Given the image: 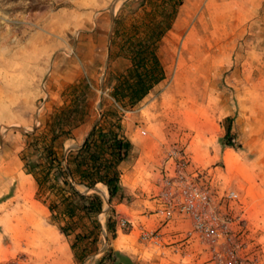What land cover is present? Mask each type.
<instances>
[{"label": "rangeland", "instance_id": "1", "mask_svg": "<svg viewBox=\"0 0 264 264\" xmlns=\"http://www.w3.org/2000/svg\"><path fill=\"white\" fill-rule=\"evenodd\" d=\"M178 3L0 0V264H101L109 249L136 264H264V0ZM142 41L164 79L140 103L116 105L129 68L114 60ZM58 118L73 137L65 149L98 122L120 124L133 144L126 198L110 202L99 185L98 225L80 221L69 235L22 160L27 134L49 138ZM20 179L36 219L16 238L6 219L23 204ZM194 187L210 197L198 217L183 206Z\"/></svg>", "mask_w": 264, "mask_h": 264}, {"label": "trees", "instance_id": "2", "mask_svg": "<svg viewBox=\"0 0 264 264\" xmlns=\"http://www.w3.org/2000/svg\"><path fill=\"white\" fill-rule=\"evenodd\" d=\"M182 3L183 0H179L178 5ZM132 51L137 67H133L126 81L117 84L113 96L136 105L164 77L153 50L136 44ZM147 57L152 60L150 67L146 66ZM75 108L69 111V120L74 117ZM63 120L58 118L57 125L50 130V137L41 141L32 140L34 133H28L30 139L27 140L22 160L25 172L33 177L37 185L38 195L46 196L43 203L51 212L53 220L64 234L69 235V231L80 221L88 219L98 225L97 216L104 206L103 198L94 191L99 185L108 191L110 202L126 198L121 179L122 165L129 160L133 144L122 134L120 124L115 128L112 124L98 122L80 147L65 149V140L73 137L65 130L61 123ZM77 123L83 124L82 121ZM62 137L64 141H61ZM225 138L226 144L233 146L229 128ZM62 222L65 224L61 225ZM106 262L136 264L131 257L114 249H109L100 260L101 264Z\"/></svg>", "mask_w": 264, "mask_h": 264}, {"label": "bare ground", "instance_id": "3", "mask_svg": "<svg viewBox=\"0 0 264 264\" xmlns=\"http://www.w3.org/2000/svg\"><path fill=\"white\" fill-rule=\"evenodd\" d=\"M27 184H28L27 180L25 179L19 180L14 201L18 202V204L20 202H22L23 204L17 205L10 212V214L7 215V219H6L8 225L11 227V230L15 234L16 238H18L20 235L21 229L24 226L23 225L24 221L27 220L28 222L31 221L33 222L34 219H36V207L32 202L31 197L27 194Z\"/></svg>", "mask_w": 264, "mask_h": 264}, {"label": "built area", "instance_id": "4", "mask_svg": "<svg viewBox=\"0 0 264 264\" xmlns=\"http://www.w3.org/2000/svg\"><path fill=\"white\" fill-rule=\"evenodd\" d=\"M235 196L234 193L230 197ZM185 203L184 209L188 210L198 217L197 213H201L210 203V197L206 191H202L194 187L192 190L185 191ZM124 224V223H123ZM200 229L203 230L210 238H215L220 234V231L215 227H208L207 225L200 223Z\"/></svg>", "mask_w": 264, "mask_h": 264}, {"label": "crops", "instance_id": "5", "mask_svg": "<svg viewBox=\"0 0 264 264\" xmlns=\"http://www.w3.org/2000/svg\"><path fill=\"white\" fill-rule=\"evenodd\" d=\"M145 42L146 41H142V44L141 45H143V46H145V47H147L146 46V44H145ZM111 47L109 46V47H107V50H106V56H107V58L109 59V56H111V54H113V51H111ZM150 52V51H149ZM129 53V52H128ZM124 53L123 55H120V56H118L117 58H115V60H114V63L115 64H121V63H125V62H127V64H128V68H129V70L128 71H126L125 72V76H121V75H118V77H120V80H119V83L118 84H121V83H123L124 81H126L127 80V77H128V74L131 72V70H133V67H137V64H135L137 61H135L134 60V57H133V53ZM126 54V55H125ZM112 58H114V57H112ZM146 66L147 67H150V66H152V60H150V58L149 57H147L146 58ZM140 72H141V70H139ZM130 81H132L133 82V80H130ZM160 83V82H159ZM156 85H158V84H154L153 85V87L151 88V90L150 91H152L155 87H156ZM115 86H117V85H115ZM150 91H149V93H150ZM148 95V94H147ZM146 97V96H145ZM144 97V98H145ZM143 98V99H144ZM128 99V98H127ZM112 100L115 102V104L116 105H119L120 103H124L125 101H123V102H117V100L115 99V98H112ZM127 103H128V101H127ZM86 126V124H82V125H80V126H78L77 127V130H83V128ZM92 128L90 127L89 129H87V130H85V133L82 135V138H81V140H80V142H79V147L83 144V142L85 141V139H86V137L88 136V134H89V132H90V130H91ZM104 187V186H103ZM107 189V188H106Z\"/></svg>", "mask_w": 264, "mask_h": 264}]
</instances>
